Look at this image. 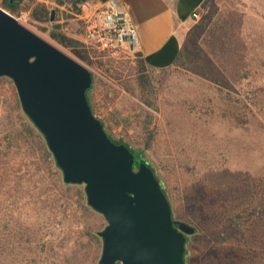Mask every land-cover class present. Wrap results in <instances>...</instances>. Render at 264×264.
I'll use <instances>...</instances> for the list:
<instances>
[{
    "label": "rangeland",
    "instance_id": "rangeland-1",
    "mask_svg": "<svg viewBox=\"0 0 264 264\" xmlns=\"http://www.w3.org/2000/svg\"><path fill=\"white\" fill-rule=\"evenodd\" d=\"M35 1L57 9L56 30L81 41L84 0ZM23 12L28 17L20 22L93 72L95 115L112 138L143 151L175 217L196 227L186 244L188 264H264V0H205L178 61L154 68L147 89L139 86L133 49L111 55L90 47L83 61L30 23V8L13 14ZM3 103L0 264H96L100 243L87 232L101 230L104 217L78 208L83 185L66 189L42 163L34 165L33 146L18 141L8 83L0 85V113ZM75 242L67 261L64 252Z\"/></svg>",
    "mask_w": 264,
    "mask_h": 264
},
{
    "label": "water",
    "instance_id": "water-1",
    "mask_svg": "<svg viewBox=\"0 0 264 264\" xmlns=\"http://www.w3.org/2000/svg\"><path fill=\"white\" fill-rule=\"evenodd\" d=\"M0 77L13 81L63 181L83 185L87 204L104 217L97 264H185L187 236L196 229L175 217L148 163L135 161L94 115L87 97L93 72L1 6Z\"/></svg>",
    "mask_w": 264,
    "mask_h": 264
},
{
    "label": "trees",
    "instance_id": "trees-1",
    "mask_svg": "<svg viewBox=\"0 0 264 264\" xmlns=\"http://www.w3.org/2000/svg\"><path fill=\"white\" fill-rule=\"evenodd\" d=\"M23 1L24 0H13L10 2V0H1L0 6L7 9L12 14L15 13L17 10H19L20 8H24V9L30 8V13H29L30 14L29 15L30 16V18H29L30 23L34 24L36 27H38L39 29H41L43 31H47L48 35H50L53 39L57 40L63 46L67 47L72 53H74L81 60H83V61L88 60V49H89V47H87L83 42H81L75 38L66 36V35H64L61 32H58L56 30L57 27H59V25H57L55 23V21L57 20V14L56 13H55V17H54V23L51 26L49 25V17H50V10L49 9L50 8L47 6V4L45 2H43V1L36 2L35 0H25V2H23ZM56 12H57V9H56ZM49 26L51 28H49ZM136 54L139 56L138 64L136 67V72L138 73L137 79L139 82V86L142 89H147V86L152 84L151 74H152L154 68L150 67L145 62L144 58L142 57V55L139 52H136ZM3 83H8V85L12 89L13 100L15 102L14 107L17 110L16 111L17 116L20 118L19 122L21 124V129H20L21 135H20V139H18V141L26 149L30 148V146H33V149H32L33 153L32 154L38 155L33 160V163L35 166H37L38 169H40L38 167V166H40L38 164L40 162L43 165V169H42L43 172L49 173L51 175V177H55V183H59L62 187L69 189L72 184H67L63 181L61 171L57 167V165L55 164L54 158H53L51 152L49 151V149L46 145V142H45L43 135L40 133V131H38V129L33 125V123L29 120V118L22 111L20 101H19V97H18L16 88L13 85V82L11 81V79H9L7 77H0V85H2ZM92 86H93V83H92L91 87L87 90V97H88L89 103L91 105L92 111L95 115V112L93 109V104L91 102L90 95H89V91L92 89ZM141 98H142V101L144 103H146V104L148 103L147 98L145 97L143 91H142ZM5 106H6L5 103H3V107H2L3 110L1 109L2 111L0 114H3V115L5 114V110H6ZM5 116L6 115H4L3 118H5ZM101 121L104 125L105 130L107 131L105 122L103 120H101ZM108 135L110 136L109 133H108ZM112 139L117 143L123 142L119 139H114V138H112ZM14 142H16V141H14ZM127 145L129 146V144H127ZM130 150L134 154L135 161H146L148 163V165L152 168L157 179L161 181L162 186H163V191H164L167 199L169 200V197H168V194L165 190L163 181L158 176V173H157L156 169L154 168V166L151 164V162H149V160H147L143 151L141 149H136V148H131V147H130ZM140 155H142L141 158H139ZM79 193H81V197L83 198V201L78 203V205H79L78 208L80 210H88V209L93 210L86 202L84 189L79 191ZM195 229H196V227H195ZM98 231L87 232V235L91 239L93 238L95 240H98L100 243L99 247H98L99 253H98L97 257H95L96 258V264L98 262V259H99L100 253H101V247H102V243H101V240L99 238ZM195 232H196V230H195ZM189 238L190 237L187 236L186 244L189 241ZM76 246H78V243L75 242L74 244H72L70 246V249H67V252H64L65 253V256H64L65 260L67 259V261H68L69 259H71L73 254L75 255L74 250H76ZM184 262H185V264H188V262H187V247H186V252L184 254Z\"/></svg>",
    "mask_w": 264,
    "mask_h": 264
},
{
    "label": "crops",
    "instance_id": "crops-1",
    "mask_svg": "<svg viewBox=\"0 0 264 264\" xmlns=\"http://www.w3.org/2000/svg\"><path fill=\"white\" fill-rule=\"evenodd\" d=\"M136 27L133 50L153 68L173 66L179 59L184 36L205 0H121Z\"/></svg>",
    "mask_w": 264,
    "mask_h": 264
},
{
    "label": "built area",
    "instance_id": "built-area-1",
    "mask_svg": "<svg viewBox=\"0 0 264 264\" xmlns=\"http://www.w3.org/2000/svg\"><path fill=\"white\" fill-rule=\"evenodd\" d=\"M82 32L80 40L87 46L117 55L132 50L136 43V27L132 22L127 5L121 0H84L80 3ZM18 20L26 19L27 12L15 15ZM199 11L192 17L198 19Z\"/></svg>",
    "mask_w": 264,
    "mask_h": 264
},
{
    "label": "bare ground",
    "instance_id": "bare-ground-1",
    "mask_svg": "<svg viewBox=\"0 0 264 264\" xmlns=\"http://www.w3.org/2000/svg\"><path fill=\"white\" fill-rule=\"evenodd\" d=\"M22 23V22H21ZM23 24V23H22ZM25 25V24H24ZM26 26V25H25ZM28 27V26H27ZM28 28H30V27H28ZM31 30H33V31H35L36 33H38L40 36H42L43 38H45V39H47L49 42H51L52 44H54V45H56L57 47H59V48H61L57 43H55L53 40H51V39H49V38H47L46 36H44V35H42V34H40L39 32H37L36 30H34V29H32V28H30ZM61 49H63V48H61ZM64 50V49H63ZM65 51V50H64Z\"/></svg>",
    "mask_w": 264,
    "mask_h": 264
}]
</instances>
